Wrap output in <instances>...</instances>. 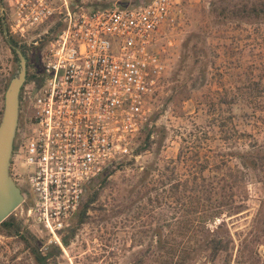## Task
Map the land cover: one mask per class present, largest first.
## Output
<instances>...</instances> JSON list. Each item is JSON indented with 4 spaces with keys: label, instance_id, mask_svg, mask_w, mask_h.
<instances>
[{
    "label": "built area",
    "instance_id": "2783aa9c",
    "mask_svg": "<svg viewBox=\"0 0 264 264\" xmlns=\"http://www.w3.org/2000/svg\"><path fill=\"white\" fill-rule=\"evenodd\" d=\"M4 25L37 54L28 89V134L18 148L28 204L16 208L42 240L65 251L87 188L132 155L166 76L158 45L180 16L178 0H6Z\"/></svg>",
    "mask_w": 264,
    "mask_h": 264
},
{
    "label": "rangeland",
    "instance_id": "374dc122",
    "mask_svg": "<svg viewBox=\"0 0 264 264\" xmlns=\"http://www.w3.org/2000/svg\"><path fill=\"white\" fill-rule=\"evenodd\" d=\"M111 1L114 0L79 3L104 7ZM243 1L254 0H178L180 16L174 26L164 28L157 42L166 64V76L152 99L151 114L143 131L134 140L132 155L143 146L147 134L151 147L137 156L113 162L89 184L85 197L99 191L98 199L92 204L86 223L77 229L69 245H63L65 251L60 249L52 264H174L156 249L155 215L160 209L145 197L138 200L131 187L144 167L157 165L169 174L168 167L173 165L169 161L176 159L180 147L185 145L182 136L189 131H205L208 136H202L201 141L209 153H215L221 141L212 123L228 115L227 108L220 103L222 97L235 96L236 87L258 83L259 94L253 92L257 97L264 96V23L240 22L233 17L235 4ZM224 9L227 11L223 12ZM193 45L198 48L196 54L190 50ZM3 54L0 74L6 84L0 87V114L4 90L16 71V66L10 65L9 53ZM29 59L35 68L38 57L31 55ZM231 112L235 128L256 133L257 127H264V120L258 118L259 110L253 115L251 109L238 104L233 105ZM175 173L182 177L184 166L176 163ZM259 187L249 182L247 210L239 216L224 218L217 237L226 249L214 258L209 251H192L199 234L190 228L180 235L187 227L178 228L172 211L166 209L168 225L171 224L166 231L173 252H191L179 264H264V212L260 221L254 222L262 196ZM11 215L33 233L24 219ZM220 220L208 223V228L215 229ZM0 261L35 264L20 243L1 235Z\"/></svg>",
    "mask_w": 264,
    "mask_h": 264
},
{
    "label": "trees",
    "instance_id": "16d2710c",
    "mask_svg": "<svg viewBox=\"0 0 264 264\" xmlns=\"http://www.w3.org/2000/svg\"><path fill=\"white\" fill-rule=\"evenodd\" d=\"M76 1L79 2V0ZM6 6V0H0V66L5 59L3 51H7L10 65L14 67L16 66V57L13 48H23V45L4 25L3 13ZM225 11L227 10L224 9L223 12ZM231 14L240 22L264 23V0L236 3ZM45 41L46 37L40 42L39 51ZM190 50L196 54L198 48L193 45ZM23 52L25 53L24 50ZM5 84V77L0 74V87L3 85L4 88ZM257 85L259 84L253 83L246 88H243L245 85H240L241 87H236V94L231 99L222 97L220 104L227 108L228 115L218 117L212 123L221 141V146L215 153H209L205 142L201 141L202 136H208L205 131L202 132L198 129L189 131L182 136L185 145L180 147L176 159L169 161L173 164L171 168L168 167L171 170L169 174L165 172L166 169L162 171L157 165L144 167L138 174L137 182L131 187V192L136 191L138 200L145 197L155 208L160 209L155 215L156 249L161 255L168 256L170 263H184L191 252L182 251L178 254L173 252L175 249L172 245L170 246L171 240L166 231L167 227H171V224L168 225L165 215L166 209L172 211V217L174 216L178 228L187 227L179 233L180 235L185 234L190 228L191 232L199 234L196 247L192 251L197 252L198 249L209 251L212 258L226 249L223 241L217 237L218 230L225 224L224 218L239 216L247 210V186L249 182L258 184L262 195L259 198L254 222H259L263 215L264 127L261 126V129L257 127L256 133L235 128L233 125L234 115L231 112L233 105L241 104L251 109L253 115L256 114V110H259L261 114L258 118L264 120V96L257 97L253 92L257 91L259 94ZM260 135L261 137H259ZM149 136L150 134L146 135L143 146L134 152L133 157L149 150L152 144L149 141ZM176 163L184 166L182 177L175 173ZM156 172L157 175H155ZM151 194H153L152 198ZM98 195L99 191H94L84 197L78 212L72 219L70 228L62 237L64 246L69 245L77 229L86 223L88 212L92 209V204L98 199ZM217 220L220 221L215 229H209L208 223H215ZM0 235L14 238L17 243L22 245L23 250L31 255L35 264H52L56 256L61 253L60 248L55 246L42 253L40 251L43 244L42 240L12 215H9L0 224ZM0 264L5 263L0 261Z\"/></svg>",
    "mask_w": 264,
    "mask_h": 264
},
{
    "label": "water",
    "instance_id": "95a60500",
    "mask_svg": "<svg viewBox=\"0 0 264 264\" xmlns=\"http://www.w3.org/2000/svg\"><path fill=\"white\" fill-rule=\"evenodd\" d=\"M16 71L12 74L3 93L0 114V224L20 205L24 196L10 176V161L15 138L19 94L26 76V56L20 47L13 48Z\"/></svg>",
    "mask_w": 264,
    "mask_h": 264
},
{
    "label": "flooded vegetation",
    "instance_id": "af4514ba",
    "mask_svg": "<svg viewBox=\"0 0 264 264\" xmlns=\"http://www.w3.org/2000/svg\"><path fill=\"white\" fill-rule=\"evenodd\" d=\"M24 51L27 60L26 76L19 94L18 122L15 138L13 141V149L9 168L10 176L13 182L24 196L22 202L18 206V208L22 209H24L28 204V171L21 165V161L17 155V150L25 142V137L28 134V89L31 85L32 76L36 70L34 67H32L31 61L29 59L31 55L35 54V52L32 48H29L26 45L24 47Z\"/></svg>",
    "mask_w": 264,
    "mask_h": 264
}]
</instances>
